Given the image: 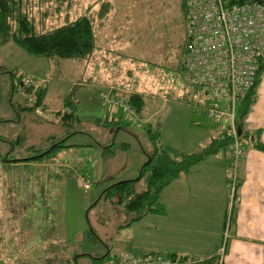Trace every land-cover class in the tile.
Returning <instances> with one entry per match:
<instances>
[{"label": "rangeland", "instance_id": "obj_1", "mask_svg": "<svg viewBox=\"0 0 264 264\" xmlns=\"http://www.w3.org/2000/svg\"><path fill=\"white\" fill-rule=\"evenodd\" d=\"M108 1L117 3L111 22L105 0H73L77 7H64L59 17L54 14L59 1L53 0L54 15L46 20L48 31L88 15L99 61L34 58L13 43L0 46V153H8L9 160L28 159L48 150L53 140H66L54 156L0 162V264H117L127 254L141 257L142 245L157 241L174 211L164 208L163 214L131 221L103 191L139 177L150 151L148 131H158L161 144L184 153L225 132L226 122L210 120L182 81L187 0ZM33 22L44 32L38 19ZM24 78L44 85L41 107L33 106L28 91H19ZM118 87L139 93L143 108L137 111ZM66 98L74 115L61 123L70 113ZM104 99L125 104L133 114ZM259 126L264 127V69L244 123L249 131ZM247 145L251 142L243 140L242 154ZM229 149L222 151L227 157ZM143 188L141 181L138 190ZM226 214L231 219L232 212Z\"/></svg>", "mask_w": 264, "mask_h": 264}, {"label": "crops", "instance_id": "obj_2", "mask_svg": "<svg viewBox=\"0 0 264 264\" xmlns=\"http://www.w3.org/2000/svg\"><path fill=\"white\" fill-rule=\"evenodd\" d=\"M105 2L107 6L105 16L110 18V22L114 21L113 17H117L115 16L117 3L108 0ZM97 49L99 48L96 45L95 50ZM94 52L86 60L89 63L100 60L95 58ZM103 53H111V50L105 49ZM103 63L106 64L107 60H103ZM117 89L123 94L133 92L120 87ZM178 102L180 103V100ZM245 120L239 130L243 138L245 135L249 136L248 139H244L249 140L251 145L243 148L235 173L236 204L232 210L225 243L223 242L230 199L229 183L234 175L230 145L226 146L230 148L228 157L222 153L225 147L216 154L206 157L163 191L161 202L168 212L174 211L173 217L161 226L163 231L158 234L157 241L153 238L151 246L144 243L141 247L142 253L138 255L192 258L198 263L215 259L216 264H219V260L222 259V264H264V153L256 150L250 141L254 134L258 133L260 141L264 144V127L259 126L257 131L246 130ZM223 135L222 132L217 138ZM162 145L176 148L172 145ZM204 145L201 144L192 152H196Z\"/></svg>", "mask_w": 264, "mask_h": 264}, {"label": "trees", "instance_id": "obj_3", "mask_svg": "<svg viewBox=\"0 0 264 264\" xmlns=\"http://www.w3.org/2000/svg\"><path fill=\"white\" fill-rule=\"evenodd\" d=\"M57 1H59V4L55 7L54 14L58 17L64 11V7L76 6V4H72L73 0H55V3ZM252 1L261 2L262 0ZM52 3L53 0H0V46L13 43L34 58H58L80 62L88 60L96 48V37L92 20L88 15H82L73 21H65V23L45 31L47 28L46 20L54 15L49 9V5L51 6ZM182 9L186 24L185 4H183ZM38 14H42V16ZM37 19L39 25L44 26V32L36 30L33 21H37ZM186 46L187 37L185 38L184 51L180 59L182 76L181 60L185 54ZM263 69L264 64L259 66L252 88L247 92L244 100L238 104L235 124L240 136H243V134L239 129L257 100V90L260 85ZM185 86L200 98L203 105L201 108L206 110V101H203L199 96L197 88ZM45 90L43 84L37 87L33 96L34 107H41L43 105ZM127 99L128 103L136 108L137 111H140L144 106L143 98L139 93H129ZM71 105L72 103L66 98L64 108L68 109L70 113L66 112L61 116V123L72 119L74 114ZM227 128L228 123L226 122L225 132L222 137L211 140L206 146L193 153H184L166 147L161 144L160 133L158 131L154 133L148 131L150 151L144 154L146 161L139 170V177L134 180L113 184L103 191V197L108 200L117 201L116 205L122 207L126 215L131 216V221H139L148 215L165 213L161 202L163 191L206 157L216 154L228 145L231 147L233 140L231 137L226 136ZM248 137L247 135L244 136L247 139ZM50 139L54 138L51 137ZM65 141L56 142L53 140L48 150L28 159L9 160L8 153H0V162L1 164L28 162L41 159L50 153L54 156L57 150L64 148L63 143ZM251 141L255 149L264 153V144L260 141L258 133L254 134ZM141 181L144 184V188L138 190V185ZM95 260L93 259V261ZM197 264H216V260L210 259Z\"/></svg>", "mask_w": 264, "mask_h": 264}, {"label": "built area", "instance_id": "obj_4", "mask_svg": "<svg viewBox=\"0 0 264 264\" xmlns=\"http://www.w3.org/2000/svg\"><path fill=\"white\" fill-rule=\"evenodd\" d=\"M187 46L181 60L182 81L197 88L210 120L226 121V136L232 138L233 179L230 184L229 212L235 204V173L242 156L240 136L235 124L238 104L252 88L259 66L264 64V0H187L185 2ZM39 85L24 78L19 91H28L31 102ZM104 103L128 107L114 100ZM42 116L40 112H37ZM129 114L133 113L129 111ZM231 216V215H230ZM226 220V231L230 219ZM224 247H221L223 255ZM192 258H162L155 255L123 256L117 264H197ZM222 264V259L219 260Z\"/></svg>", "mask_w": 264, "mask_h": 264}]
</instances>
